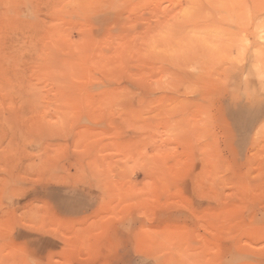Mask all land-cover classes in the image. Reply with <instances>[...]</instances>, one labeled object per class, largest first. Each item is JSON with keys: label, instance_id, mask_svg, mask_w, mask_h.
<instances>
[{"label": "rangeland", "instance_id": "374dc122", "mask_svg": "<svg viewBox=\"0 0 264 264\" xmlns=\"http://www.w3.org/2000/svg\"><path fill=\"white\" fill-rule=\"evenodd\" d=\"M0 264H264V0H0Z\"/></svg>", "mask_w": 264, "mask_h": 264}]
</instances>
